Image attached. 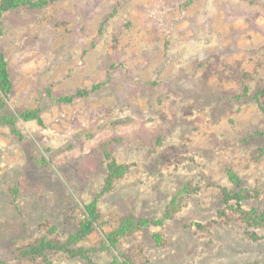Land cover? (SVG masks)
Returning a JSON list of instances; mask_svg holds the SVG:
<instances>
[{
  "label": "rangeland",
  "instance_id": "1",
  "mask_svg": "<svg viewBox=\"0 0 264 264\" xmlns=\"http://www.w3.org/2000/svg\"><path fill=\"white\" fill-rule=\"evenodd\" d=\"M0 33L3 116H40L0 125L1 264H264V0H56ZM93 208L87 258H20Z\"/></svg>",
  "mask_w": 264,
  "mask_h": 264
},
{
  "label": "trees",
  "instance_id": "2",
  "mask_svg": "<svg viewBox=\"0 0 264 264\" xmlns=\"http://www.w3.org/2000/svg\"><path fill=\"white\" fill-rule=\"evenodd\" d=\"M56 0H3L0 3V13H4L7 11H12L18 9L20 7H27L30 9H42L48 5L50 2H54ZM1 37V33H0ZM12 90V82L9 74L7 61L5 55L0 47V91L5 96V98H9ZM6 106V101H2L0 104V125L3 124H15L17 122L18 117L25 121L32 120H40L39 112L37 110L34 111H25L21 112L19 115L7 114L3 116V110ZM126 172V168L124 166L117 165L115 162H112L109 166V177L107 179V185L110 187L113 182L119 178H121ZM234 175L232 178L234 180ZM250 197V193L247 191H225V204H229L232 201H237L238 203L247 200ZM241 210V209H240ZM173 212L169 210V214ZM93 213V221L87 220L82 228L79 230V234L73 238L75 241H68L67 243H58L54 241H42L38 246H34L25 250H21L20 258H31L37 259V257H45L48 251H64L69 253L73 257H82L87 258V252L84 249H73L72 243H75L77 240L84 238L93 230L94 221L98 220V216L95 213V209H92ZM242 220L247 222L250 226H263L264 225V214L257 215L256 217L251 212H246L242 210ZM136 227V224L131 219H125L122 221L119 228L111 232L106 236L107 240L104 243L107 249L111 246H116L119 242L120 238L125 237L127 235H131ZM72 238V239H73ZM71 239V240H72ZM1 264V261H0ZM47 264H51L49 261Z\"/></svg>",
  "mask_w": 264,
  "mask_h": 264
}]
</instances>
